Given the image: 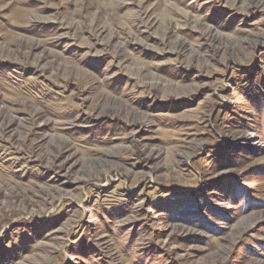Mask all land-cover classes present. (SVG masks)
Returning <instances> with one entry per match:
<instances>
[{
    "label": "rangeland",
    "instance_id": "rangeland-1",
    "mask_svg": "<svg viewBox=\"0 0 264 264\" xmlns=\"http://www.w3.org/2000/svg\"><path fill=\"white\" fill-rule=\"evenodd\" d=\"M0 264H264V0H0Z\"/></svg>",
    "mask_w": 264,
    "mask_h": 264
}]
</instances>
